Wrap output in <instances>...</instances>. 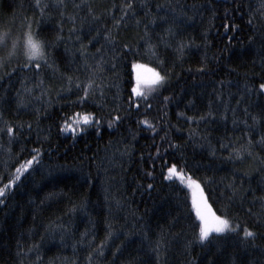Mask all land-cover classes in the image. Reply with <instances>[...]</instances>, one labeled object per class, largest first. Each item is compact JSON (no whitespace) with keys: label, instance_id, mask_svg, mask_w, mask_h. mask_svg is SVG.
I'll use <instances>...</instances> for the list:
<instances>
[{"label":"trees","instance_id":"obj_1","mask_svg":"<svg viewBox=\"0 0 264 264\" xmlns=\"http://www.w3.org/2000/svg\"><path fill=\"white\" fill-rule=\"evenodd\" d=\"M41 4L0 0V187L22 171L0 203V264H264V0ZM136 63L167 77L141 85L150 108ZM192 191L260 236L201 242Z\"/></svg>","mask_w":264,"mask_h":264},{"label":"snow or ice","instance_id":"obj_2","mask_svg":"<svg viewBox=\"0 0 264 264\" xmlns=\"http://www.w3.org/2000/svg\"><path fill=\"white\" fill-rule=\"evenodd\" d=\"M36 7L39 8L41 14L43 15L45 12V9L48 7L47 4H41V0H36ZM129 8H131V3L128 5ZM7 35V34H6ZM6 42V40L4 41ZM22 47H26L28 49L27 56L29 59V62L32 60H42L44 58L43 51H42V45L39 41L35 40L33 38V35L31 32H29L26 36V40L23 42ZM123 47L129 48V45H124ZM154 55V53H153ZM28 64H25V67H27ZM36 67L39 68V63L36 64ZM133 67L139 68L141 65L134 64ZM203 70V69H201ZM149 72L152 73L151 79L145 80L139 72H137L136 75V85L132 87L131 94H134L137 98H142L147 105V107H151V104L148 103L149 96L141 90V85L143 83H149L153 85H159L163 86L166 83L167 77L165 75H161L160 72L156 71L155 69H148ZM83 95L79 97L80 101H86L91 94H93L96 91V87L91 84V82L87 85H85L82 89ZM259 91L260 94H264V82L259 84ZM101 94H103V89L101 85ZM168 98L165 97V100ZM130 107H135L137 110H139L140 104L138 100H132L130 95ZM120 116H116L115 120H120ZM94 120V117L92 114H86L82 117V120L78 119L74 121L73 123L65 122V125L63 127V131H72L75 132L77 127H79L80 123L84 124H91ZM253 120H255V117H253ZM97 124H99V121H95ZM144 123H148V121H143ZM111 126V124L109 125ZM2 131H6L10 136L14 135L17 130H14L13 127L9 126L5 129H2ZM83 131V129H81ZM259 143H264V137L261 138V141ZM249 146H251V140H249ZM35 152L34 155L31 156V159L26 160L23 164V171L26 172L34 162H37V158L40 155L39 150L34 149ZM236 155H240L239 150L236 151ZM176 170V166L172 165L171 168L168 169V176H165V179H171V174ZM16 175L12 176L8 179L7 184L0 187V203H3L4 200L3 197L6 196L7 192L16 185L17 181L21 179L22 171L20 167H17L15 169ZM151 175V173H149ZM148 188H152V185L149 184L147 186ZM197 188H199V184L196 185ZM193 204L196 206V216L199 218L200 225H199V236L198 239L203 241L211 242L210 236L212 233H226V232H233L238 233V229L242 231V237L245 242H248L251 239H255L258 236H260V233L257 231H253L251 228L247 226H239L232 227L230 220L227 218H223L221 216H217L214 212L210 211V207L205 203L204 207L201 208L200 204H197L195 197L193 198ZM257 227H260V225H257ZM239 234V233H238ZM222 238V237H218Z\"/></svg>","mask_w":264,"mask_h":264},{"label":"rangeland","instance_id":"obj_3","mask_svg":"<svg viewBox=\"0 0 264 264\" xmlns=\"http://www.w3.org/2000/svg\"><path fill=\"white\" fill-rule=\"evenodd\" d=\"M34 38V37H33ZM35 39V38H34ZM136 64H138V65H141L142 63H136ZM142 66V65H141ZM138 71V68L136 69V67H135V71ZM137 71H136V75H137ZM142 75L145 77V78H151L152 77V74L151 73H149L147 70H144L143 72H142ZM181 173V172H180ZM179 172L178 173H176V175L178 176V177H183V178H185L186 180H187V183L189 184V186H190V188H192V189H194L195 188V185L193 184V182L195 181V179H189L188 177H185V176H183L182 175V173L180 174ZM191 189V190H192ZM195 197V199H196V202H197V204H200V206H201V208H203L204 207V205H205V203L207 204V202L204 200V198L202 197V195H201V192L200 191H198V192H195V193H193V191H192V202H193V198ZM194 205V204H193ZM208 205V204H207ZM210 206V205H209ZM194 208H195V210H196V206L194 205ZM210 211L211 212H214L213 210H212V208H211V206H210ZM215 213V212H214ZM222 217V216H221ZM223 218H225V217H223ZM230 220V219H229ZM230 223H231V226L232 227H236L237 226V224H235V223H233L231 220H230Z\"/></svg>","mask_w":264,"mask_h":264}]
</instances>
